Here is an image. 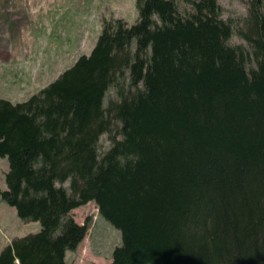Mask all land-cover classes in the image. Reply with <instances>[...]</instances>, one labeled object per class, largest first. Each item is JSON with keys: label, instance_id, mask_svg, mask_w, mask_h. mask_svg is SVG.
<instances>
[{"label": "trees", "instance_id": "1", "mask_svg": "<svg viewBox=\"0 0 264 264\" xmlns=\"http://www.w3.org/2000/svg\"><path fill=\"white\" fill-rule=\"evenodd\" d=\"M182 1L134 0L133 24L104 21L53 81L0 98V200L40 227L0 264H72L89 202L119 232L111 264H264V0L227 20Z\"/></svg>", "mask_w": 264, "mask_h": 264}, {"label": "rangeland", "instance_id": "2", "mask_svg": "<svg viewBox=\"0 0 264 264\" xmlns=\"http://www.w3.org/2000/svg\"><path fill=\"white\" fill-rule=\"evenodd\" d=\"M180 10H190L174 0ZM224 20L244 18L249 0H216ZM134 0H0V98L12 103L30 95L57 78L81 55H88L103 22L121 19L128 25L136 20ZM240 21V20H239ZM232 25L230 44H244L237 35L241 22ZM235 26L237 28H235ZM112 96V90L106 98ZM99 145H109L106 135ZM7 159L0 160V191L5 189ZM74 222H88L84 239L67 252L72 264H111V252L120 244L117 229L98 216L89 202L71 211ZM36 222H23L13 207L0 200V251L12 239L39 231Z\"/></svg>", "mask_w": 264, "mask_h": 264}, {"label": "crops", "instance_id": "3", "mask_svg": "<svg viewBox=\"0 0 264 264\" xmlns=\"http://www.w3.org/2000/svg\"><path fill=\"white\" fill-rule=\"evenodd\" d=\"M1 160H2V159H1ZM65 257L67 258V253H66Z\"/></svg>", "mask_w": 264, "mask_h": 264}]
</instances>
